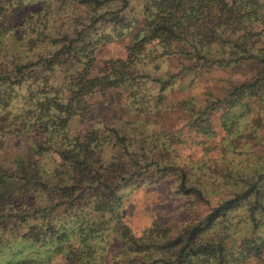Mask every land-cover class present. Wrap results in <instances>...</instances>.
<instances>
[{
    "label": "trees",
    "instance_id": "trees-1",
    "mask_svg": "<svg viewBox=\"0 0 264 264\" xmlns=\"http://www.w3.org/2000/svg\"><path fill=\"white\" fill-rule=\"evenodd\" d=\"M37 1L41 8L31 19L42 26L29 28L27 44L16 48L6 31L30 2L0 0V137L27 133L34 148L0 164L1 235L21 230L29 248L47 255L41 264H264L262 0ZM63 12L69 17L62 19ZM133 26L138 31L126 55L94 73L95 49ZM175 56L202 68L253 67L248 79L201 106L192 97L178 104L190 131L207 139L218 114L225 134L214 157L181 160L179 129L142 135L114 121L71 131L73 116L91 113L88 96L112 88H126L134 109L146 112L141 89L159 82L153 101L161 105L171 75L151 74L148 66ZM168 176L190 197L189 211L214 205L180 223L153 220L136 234L121 216L120 190ZM112 230L120 247L110 256Z\"/></svg>",
    "mask_w": 264,
    "mask_h": 264
},
{
    "label": "rangeland",
    "instance_id": "rangeland-1",
    "mask_svg": "<svg viewBox=\"0 0 264 264\" xmlns=\"http://www.w3.org/2000/svg\"><path fill=\"white\" fill-rule=\"evenodd\" d=\"M18 15H15L14 27L6 31V40L13 47L25 46L27 44L26 33L29 28L34 27V20L31 19L33 12L41 8L37 0H29ZM262 13L264 14V0H262ZM81 14H83L80 11ZM68 14H70L68 12ZM69 17L65 12L62 19ZM71 18V16H70ZM38 23V21H36ZM67 24V18L65 20ZM39 27H34L39 30ZM99 31L110 27H98ZM107 29V30H106ZM138 31L137 26H133L122 36L113 39L111 42L98 46L94 52V68L96 74L104 71L107 61L113 57H124L126 55V46L131 44L135 34ZM22 37V39H19ZM159 68L148 66L151 74L171 75L169 85L163 91L164 101L158 107L154 104V98L158 94L159 82L156 85L152 81H146L144 90L140 96L143 99L138 100L139 104H145L146 110L140 112L134 108V100L128 95L126 88H112L104 95L95 93L88 96L91 113L88 117L73 116L70 119V129L74 133H84L94 125L110 124L112 122H129L135 126L138 133L144 135L159 129L181 130L184 143L178 146L177 155L185 162L194 163L196 160L209 159L215 156V149L219 145L221 137L225 131L220 125L218 114L212 117L215 135L210 139L197 134L186 126L184 110L178 104L182 99L192 97L197 106L204 104L205 99L221 95L230 86L248 79L253 73V67L248 63L242 65H230L228 67H210L202 68L192 66L179 56L157 59L154 63ZM155 72V73H154ZM146 80V79H145ZM34 151L31 138L27 133L18 136L6 135L0 137V164L16 156H28ZM172 176L165 177L158 183L128 185L123 187L119 194L122 197L120 207L121 216L124 222L139 234L141 230L148 226L153 220L162 223L173 222L180 223L188 219L192 213L199 215L208 211L214 200L209 203L196 204L193 211H189L188 205L192 204L189 196L179 194L175 190V182ZM188 204V205H187ZM1 231V230H0ZM112 242L107 246L108 255H112L120 247L119 236L115 230L111 231ZM21 230L15 231L13 235L0 232V264H13L18 258H33L39 263L40 256L47 259V255L41 248L31 247L21 240ZM20 250H23L20 252ZM35 250L40 252L35 253ZM20 252V253H19ZM112 253V254H111ZM10 261V262H9ZM42 264H61L54 259L52 263Z\"/></svg>",
    "mask_w": 264,
    "mask_h": 264
}]
</instances>
